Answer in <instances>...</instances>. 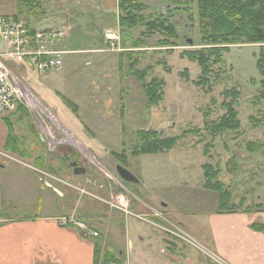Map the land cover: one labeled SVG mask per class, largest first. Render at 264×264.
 <instances>
[{"label":"rangeland","instance_id":"rangeland-1","mask_svg":"<svg viewBox=\"0 0 264 264\" xmlns=\"http://www.w3.org/2000/svg\"><path fill=\"white\" fill-rule=\"evenodd\" d=\"M18 2L0 0V14H19L23 20L36 21L39 29L68 28L64 41L70 42L72 49L101 50L65 54L64 64L57 72L38 73L12 66L43 108L51 113V119L64 126L95 159L87 157L71 141L63 140L64 133L54 129L53 124L57 140L50 150L28 109L29 117L18 111L0 115V162L5 163L0 167V226L36 216L74 215L101 233L92 238L78 231L82 241L93 245V264H105L107 251L120 264H227L211 249L208 225L218 199L214 191L203 187L202 165L207 160L217 164L219 180L231 190L234 203L240 204L243 199L240 205L250 211L255 210L258 201L264 207V147L255 153L245 150L249 140L264 139V100L255 99L261 77L256 68L259 44L230 45L223 54L225 64L212 66L208 81L202 83L200 66L182 53L200 47L196 0H191L189 6H176L178 9H173L169 0H148L152 14H169L178 28L180 38L172 50L155 47L161 39L158 33L149 38L146 48H127L144 27L125 35L121 33L116 0L114 4L113 0H88L92 6L90 12H81L61 25L49 19L51 9L63 5L79 7L83 0H45L43 14L30 16L17 12ZM107 31L118 36L113 46V42L104 38ZM86 32L92 37L81 40L79 37ZM129 56L136 58V68L152 67L147 80L151 77L163 80L164 94L156 105H147L143 88L128 68ZM235 83L241 91L238 102L242 130L216 137L205 152V134L190 130L203 131L206 119H216L225 112L221 106L222 91ZM56 91L77 105L76 113ZM84 93H88L86 101ZM249 116L261 117V127L255 128ZM9 125L16 150L4 147L11 134ZM141 129H156L179 138L170 151L132 155L136 132ZM123 151L126 157L120 163L115 154ZM232 157L236 169L231 172L227 163ZM70 161H76L86 171L74 174ZM117 164L140 182L123 181L116 173ZM40 175L64 195L43 184ZM120 185L130 192V211L144 219L110 210L104 202L115 189L123 190ZM74 186L86 188L93 196L80 194ZM76 197L81 198L77 206ZM58 217L55 223L72 227L63 225ZM164 238L176 242V246L166 243ZM34 241L28 242L32 243V253L42 248V244L38 246ZM95 246L99 247L96 256Z\"/></svg>","mask_w":264,"mask_h":264},{"label":"trees","instance_id":"trees-1","mask_svg":"<svg viewBox=\"0 0 264 264\" xmlns=\"http://www.w3.org/2000/svg\"><path fill=\"white\" fill-rule=\"evenodd\" d=\"M44 1L19 0L17 12L27 14L28 16L33 13L43 14ZM169 1L174 6L173 9H178L175 7L182 4L189 6L191 3V0ZM116 3L119 10L117 19L121 33L132 32L140 26L144 27L138 38H132V40L129 38L128 41L131 40V43L128 44L127 48H146L149 38L156 33L160 34L161 39L156 41L155 47H168L172 50V48L178 45L176 42L180 38L178 28L169 14L165 15L162 12L152 14L149 11L150 3L148 0H116ZM23 4L26 6H23ZM196 6L199 18L198 45L200 47L184 50L182 53H186L191 61L196 62L200 66V81L202 80V83L208 81V76L212 73V66L225 64L223 54L229 49L230 45L259 44L256 55V68L261 77L259 81L260 88L257 95H255V99H260V102L262 99L264 100V0H196ZM12 16L16 20L21 19L19 14H13ZM25 21L33 27L34 22ZM130 36H132L131 33ZM129 59L128 68L131 75L135 77L143 88L147 105H156L162 100L164 94L163 80L158 77H151L150 80H147L152 67L136 68V58L129 56ZM222 95L223 102L221 106L225 112L216 119H206L203 123V131L190 130L195 134L203 133L206 135H204L207 139V143L204 145L205 152L212 147V142L216 137L228 131L239 132L242 130L243 123L239 113L238 102L241 97V91L238 89L237 83L233 84L229 89L225 88L222 91ZM60 96L65 104L69 105L72 111L76 113L77 105L65 96ZM26 110L27 108L20 104L13 112L18 111L29 117ZM248 118L255 128L261 127V117L255 118L249 116ZM8 129L10 131L9 134H11L8 135L4 147L6 150H16L17 145H15L11 125H9ZM136 137V143L133 145L131 151L132 155L157 154L170 151L175 147V143L179 138L174 135H166L156 129L138 130ZM263 147L264 139L249 140L245 145V150L248 153H255L263 149ZM25 151H27L26 147ZM124 152L115 154V158L120 163L126 157ZM208 157H211V155L208 154ZM227 165L231 172L236 169L233 157L229 159ZM202 168L205 176L203 187L218 194V211L221 213L239 210L243 199L240 200V204L232 201L231 190L219 180L220 168L217 167V164L207 160L202 165ZM139 182L140 180L138 179L137 183ZM261 207L262 205L257 203L256 209ZM251 228L264 233V223L259 221L252 222ZM98 250L99 247L95 246V256ZM110 252L107 251L105 253L104 263L109 264V261H113V264L119 263L118 259Z\"/></svg>","mask_w":264,"mask_h":264},{"label":"crops","instance_id":"crops-1","mask_svg":"<svg viewBox=\"0 0 264 264\" xmlns=\"http://www.w3.org/2000/svg\"><path fill=\"white\" fill-rule=\"evenodd\" d=\"M83 1L84 3L79 4V7L71 5L66 7L63 5L62 8L57 10L51 9L52 12L49 19H52L57 25H61L64 24L66 20H72L74 16L77 17L81 12H90L88 9L92 6H90L88 0ZM96 2L97 1L94 3ZM107 3L108 1L106 4ZM114 3L115 0H113V4ZM72 4L74 5L75 2L72 1ZM102 11L105 12L106 8ZM35 22L36 21H34L33 26L39 29ZM50 28L62 30L61 28H57V26L44 29ZM67 29L65 30L67 31ZM83 35L84 36L79 37L81 40H83V38L86 40L87 38L92 37V34L89 35L88 32ZM64 40L63 43H59V46L74 51L73 53L68 54H74L81 51H93L94 53L96 51H101L98 48L84 50L72 49L70 46L72 44ZM84 42L85 41H83V43ZM71 64H73V62ZM56 92L59 95L65 96L59 91ZM86 95H88V93H84V101H86ZM65 97L67 98V96ZM88 101L92 103L91 98H88ZM91 108L94 107L92 106ZM86 129L87 127L84 126V130ZM68 134L70 135V133ZM85 135L86 134H84V136ZM76 146L78 147V145ZM4 164L5 163L0 162V167H4ZM216 198L218 199L217 194ZM76 199L78 202L76 200L77 203L75 206L81 201V198L79 199L76 197ZM74 208L72 210H74L73 212H76V209ZM58 215L36 216L35 219L31 220L17 219L0 226V264H93L92 243L82 241L78 233L79 230L74 226H60L58 221L55 223ZM213 215L212 220L209 221L208 233L210 234V243L213 254L220 261L227 264H264V233L251 228V223L256 221V219H259V222L264 223V208L258 209V211H246L240 209L235 212L220 213L218 211L217 200V204L214 206ZM61 216L68 215L63 214L58 218ZM81 221L85 222V220ZM140 239L143 240L144 238L140 237ZM165 239L166 238H164V240ZM32 240H36L34 242H36L38 246H41L42 244V248L36 250L35 253H32V243H28Z\"/></svg>","mask_w":264,"mask_h":264},{"label":"built area","instance_id":"built-area-1","mask_svg":"<svg viewBox=\"0 0 264 264\" xmlns=\"http://www.w3.org/2000/svg\"><path fill=\"white\" fill-rule=\"evenodd\" d=\"M105 39L113 42L118 40V36L113 31H107ZM67 38V31L60 29H37L31 27L23 19H14L12 15L0 14V115L15 111L18 105L25 106L34 117L36 127L43 132V139L46 140L50 150L56 146L57 136L54 129L64 133L63 140L70 141L66 135V129L59 127L51 117H48V110H43L38 104L39 99L26 87L22 80L17 76L12 66H17L23 70H34L38 73L57 72L63 66L64 55L73 53L68 48L59 46ZM41 103V102H40ZM42 104V103H41ZM44 106V105H43ZM47 111V112H46ZM41 113V114H40ZM50 113V112H49ZM51 114V113H50ZM45 118V120L42 118ZM50 124L47 122V117ZM53 124V127H52ZM55 124V125H54ZM74 188L80 194L93 196L88 193L87 189ZM119 191L110 193V198L104 200L108 207L116 209L124 214L134 215L139 219H144L140 214L133 213L129 208L128 197L130 192L122 185ZM59 221L63 225L71 224L78 229L83 235L88 237H98L101 233L84 221L79 220L76 216H62Z\"/></svg>","mask_w":264,"mask_h":264},{"label":"water","instance_id":"water-1","mask_svg":"<svg viewBox=\"0 0 264 264\" xmlns=\"http://www.w3.org/2000/svg\"><path fill=\"white\" fill-rule=\"evenodd\" d=\"M93 157V156H92ZM95 159V157H93ZM71 166L74 167V174H82L84 173V167H80L77 165L76 161H72L70 163ZM116 169V173L118 174V176L125 182H130V183H137L138 179L136 178V176H134L132 173H130L125 167H123L122 165H116L115 166ZM54 190L59 193L60 196H62L61 192L58 189ZM166 243L172 245V246H176V242L169 240V239H165L164 240Z\"/></svg>","mask_w":264,"mask_h":264},{"label":"bare ground","instance_id":"bare-ground-1","mask_svg":"<svg viewBox=\"0 0 264 264\" xmlns=\"http://www.w3.org/2000/svg\"><path fill=\"white\" fill-rule=\"evenodd\" d=\"M37 99V98H36ZM38 104L40 105V107L43 109V110H45L44 108H43V105L40 103V102H38ZM47 112V111H46ZM48 113V112H47ZM48 116L49 117H51V115L48 113ZM58 126H60L59 124H57ZM66 132V135H67V138L70 140V141H72L73 143H74V145H78V147L82 150V152L85 154V155H87L88 157H91V155H89V153L86 151V149H84V147H82V145H79V143L74 139V137L70 134H68V132L67 131H65Z\"/></svg>","mask_w":264,"mask_h":264},{"label":"flooded vegetation","instance_id":"flooded-vegetation-1","mask_svg":"<svg viewBox=\"0 0 264 264\" xmlns=\"http://www.w3.org/2000/svg\"><path fill=\"white\" fill-rule=\"evenodd\" d=\"M59 127H60V126H59ZM87 151H88V150H87ZM88 152H89V151H88ZM89 154H90V153H89ZM90 155H91V154H90ZM86 156H87V155H86ZM87 157H88V156H87ZM89 158H93L92 155H91V157H89ZM71 162H72V161H70V163H71ZM78 166H79V165H78ZM80 167H81V166H80ZM73 168H74V167H73ZM84 169H85V170H84V172H85V171H86V168L84 167ZM38 177H39V180H40L42 183L44 182L43 184H45V185L48 186V187H51V188L54 190V187H52L51 184L46 183V181L44 180V178L41 177V175L38 176ZM54 191H55V190H54ZM215 193H216V192H215ZM216 194H217V193H216ZM217 195H218V194H217ZM259 197H261V195H258V198H259ZM258 204L262 205V202H261V201H258ZM261 208H264L263 205H262ZM261 208H258V209H261ZM240 209H241V210L250 211V210H247V209H249V208H242V206H241ZM240 209H239V210H240ZM258 209L255 208V211H258Z\"/></svg>","mask_w":264,"mask_h":264}]
</instances>
